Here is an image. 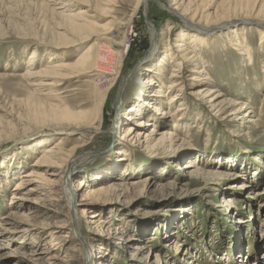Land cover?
I'll list each match as a JSON object with an SVG mask.
<instances>
[{
    "label": "rangeland",
    "instance_id": "rangeland-1",
    "mask_svg": "<svg viewBox=\"0 0 264 264\" xmlns=\"http://www.w3.org/2000/svg\"><path fill=\"white\" fill-rule=\"evenodd\" d=\"M190 1L199 17L184 18L194 28L173 0H0V233L12 232L0 238V264H264V0ZM79 12L85 28L67 29L59 14ZM181 32L193 63L173 47ZM193 34L204 41L191 42ZM106 48L123 57L110 60L112 72H95ZM84 51L93 60L76 64ZM160 67L181 87L173 93L180 111L167 122L136 103L147 77L154 90L161 85ZM46 68L53 73L28 75ZM167 82L159 99L169 113ZM142 118L160 132L154 138L175 134L172 149L143 143L151 128L133 126ZM127 126L143 134L140 143L123 140ZM60 138L81 163L68 185L87 183L77 198L66 202L63 177L54 206L42 191H14L26 171L44 174L33 164ZM112 183L121 192L101 196L85 216L75 211L87 189ZM94 212L105 228L90 229Z\"/></svg>",
    "mask_w": 264,
    "mask_h": 264
},
{
    "label": "bare ground",
    "instance_id": "bare-ground-1",
    "mask_svg": "<svg viewBox=\"0 0 264 264\" xmlns=\"http://www.w3.org/2000/svg\"><path fill=\"white\" fill-rule=\"evenodd\" d=\"M148 1L149 0H141L143 5L144 4L146 5V3ZM173 1H175V4L177 5V8L182 9V13L179 14V16L181 18H183V20L187 23V26H190L191 28H194L190 23H188V20H186V18H184V16L187 15L188 17H191L193 19H197V16L199 17V15L197 14L198 13L197 8L195 7L194 12L190 13L189 12V11H191L190 10V5H191V1L190 0H189V2L187 4H184L185 3L184 0H173ZM176 1H178V2H176ZM59 4L61 5L62 3H59ZM58 9H60V8H58ZM83 13L84 12H79L78 14H71V15L70 14L64 15V14L60 13L59 16L62 18L63 21L68 22L67 23V26H68L67 29H69L71 31H74V32H77V31H80V29L82 27L85 28V25H86V23H83V24L75 23L76 19L78 20V19L82 18ZM170 29L171 28L166 29V30L170 31ZM200 30L201 31H205V30H202V29H200ZM151 32H154V30L152 28H151ZM153 36H154V34H153ZM186 37H187V34L185 32H181L179 37H178V38H180V40H177L173 47H174V49L177 50L176 52L179 54L178 56L181 59L183 58L186 61H190V63H193V62H195V58H194L195 56L191 55L192 52L190 51V48H188V45H186V42L184 41V39H186ZM191 37H192L191 38V42H193V43L203 42L204 41L203 38H199L195 34L191 35ZM238 51H239V54H241V55L244 54L243 53V51H244L243 49H239ZM101 52H103V53L102 54L98 53L96 55L95 59L94 60L92 59L93 60L92 61V60L89 59L90 58V53L88 51H84L81 54V56L77 59L76 64L82 65V64H85L88 60H90V61H92L91 65H92L93 70L95 72H101V73L103 71L112 72V69L110 67H108L111 64L110 60H113V59L117 60V58L119 59V57H123L122 51H120V53H116V51H113V50H110V49L106 48V49L102 50ZM124 53H125V51H124ZM166 56L167 57L169 56L168 59L170 58L169 60L171 62H174L175 58H174V56L171 53H168V55H166ZM166 56L164 58H167ZM35 57H36V52L32 53V55L30 56V58H29L30 59L29 66L33 65V63H34L33 60L35 59ZM62 67H63L62 65H58V66L54 67L53 69L55 70V69H59V68H62ZM163 69L166 70L164 67H160L157 72L155 71V74L159 76V82L161 84V85H159V87L156 86L158 88H155V90H154V87L151 88L152 85H153V80L150 77H147L146 80H144L143 82H141L139 84V91L137 92V95H136V97H137L136 98V103H137V108L140 107L142 112L144 111V109H147L146 112L151 111V112L154 113L155 116L158 115L159 118L165 119V120H162V121L167 122L168 120H171L173 118V116L177 112L180 111L179 108H175L174 107L175 103L180 101V97H178L179 95L177 93H175V94H173V93L176 92V91H179L181 87L179 86L180 84L178 83V80H177L178 76L176 77V75L171 74L168 78L167 77H166V79L163 78L164 75H162V73H160V71H162ZM148 71H151V70H148ZM172 71L175 72V70H172ZM51 72L52 71H50V70H48V68H46V69H42V70H40L38 72L28 71V73H30L28 75L30 77H41V76L43 77L45 74H47V73L50 74ZM151 72H153V71H151ZM164 79L166 81H168L166 86L168 88L167 92H168L169 95L167 97H168L169 101H167L166 105H169L168 106L169 113L168 112H161V106H160L162 104H161V101H160L159 98L166 97V95H164L161 92V88L163 87L164 82H165ZM196 80L197 81H201L198 78L197 79L195 78V81ZM36 86H39V87L40 86H44V83H41V81H38ZM150 89H151V91H150ZM201 91H203V93H204V90H201ZM147 92H152V93H150V95H149ZM207 92L211 96L214 95L212 98H214L215 100H217L218 98L222 97V94H220L219 92H217L215 90H209ZM147 94H148V96H147ZM206 94L207 93H205V95ZM195 95H197V94H195ZM197 96L199 97V95H197ZM148 97H151L150 101L146 99ZM222 102H224V100ZM61 111H62L61 113H64V114L67 115L66 111L64 112L63 109ZM130 111L135 112V114H136V109L135 108H130ZM173 111H174V113L172 114ZM247 113H249V114H247ZM251 113H252V111L246 112L245 116H247V118H249ZM140 114H142V113H140ZM168 114H169V116H167ZM170 116H172V117H170ZM66 118L68 119L69 116H67ZM166 118H167V120H166ZM129 119H131V118H129ZM248 122L256 123L255 120L254 121H248ZM133 123H134L133 126H136V127L143 126V127H150L151 128V131H149L150 133L148 135H145L143 143H148L149 144V143L152 142L153 146L158 145V146H161V147L163 146L164 147L165 144L167 145L166 141L168 140L170 142H168V146L165 145V147L169 148V149L170 148L172 149V147H173L172 143L174 141L173 136H175L174 133H172V132L169 133V134L168 133H161V134H159L160 137L158 139V138L152 137L153 136L152 133H155L154 134V136H155V135H158V133H160V132H158V130H156V127L154 125L153 126L151 125L150 121H145L144 118H142V119L133 121ZM70 127H72V128H70ZM136 127L135 128L132 127V126L125 127L123 129V135H122L123 140L124 139L125 140L129 139L128 140L129 142L134 140V141H137V142L140 143V139L143 137V134H141V133L137 134V132H136L133 135V133L137 130ZM67 128H68L69 131L77 129L76 127H73L70 124H68ZM65 131H63V132H65ZM64 143L65 142H63V140L60 138V139L56 140L51 146L46 147L43 150V152L36 158V161L33 164L35 167L42 168L44 174H42V172H38V171H35L33 169H30V170L26 171L24 174L21 175V179L17 182L18 184L16 185L14 191H16V190H25L27 193H37V194L40 193L39 191H42V192H44L42 195L45 196V197H48V200H46L48 202V204L50 206H54V205H56L57 202H60L61 199H62L60 197L63 194V192L59 193L58 188H57L56 185H57L58 180L59 179L61 180L62 177H63V180H64V195L66 197L65 198L66 202L70 205L73 202V199H76L77 196L79 195V193L83 191V188H85L87 186V183L83 179H79V180L76 181V183L73 182L71 184V186H70V184L68 185V182L70 181V178L73 176L74 171H76L77 169H80L81 163L78 162L79 156H77V153H75L76 150L71 149V150H68V151H64V149H63ZM230 159L228 158L226 160H230ZM194 163L195 162L186 163L184 165L185 169L187 170V169L194 168L195 169L194 171H198V168L196 169V166H195L196 164H194ZM52 169H54V170H52ZM185 172L187 174H191L192 173L190 171H185ZM131 185H134V184H131ZM149 186H150V184H149ZM87 190L88 191L83 193V195L81 196L82 197L81 200L76 202V205H75V211L77 212L80 209L79 214L81 216H85L86 213H88L90 210H92L94 208V205L99 203V201L101 199V196L109 195L113 191H117V190L119 192H121V190L118 189V185L116 183H112V184H109L107 186L101 185V186H97V187H93V188L91 187V188H89ZM263 195H264V191L257 193L258 197H261ZM26 196H28L26 193L23 194V195H18L16 193H14L11 199L15 200L16 202L28 201L29 199ZM34 212H36V211H34ZM12 216H15V215L11 214L10 216H7L6 219L9 220V219L13 218ZM99 216L100 215L98 214V212H94V213H92L90 215V221L88 222V224L92 226V227H90V229L100 230V227L105 228V226H103V224L106 223V222L102 221V220H99L98 219ZM54 228L55 227H53V226L47 227V233L51 237L50 240L58 239V235L55 236L56 232L51 230V229H54ZM12 231H13V229H12ZM11 233L12 232L10 231L9 228L5 229L3 232L0 233V238L5 240V239L9 238L8 234H11ZM80 242L83 243L81 240H80ZM177 246H180V245H176V247ZM142 249H144V248H142ZM70 251L73 252V253L76 252V250H70ZM71 252L67 253L66 260L74 261L73 253H71ZM34 254L35 253H33L32 256ZM86 257H87V255L85 256V258ZM55 258H57V257L53 256L51 259H55ZM258 264H261V263H258Z\"/></svg>",
    "mask_w": 264,
    "mask_h": 264
}]
</instances>
